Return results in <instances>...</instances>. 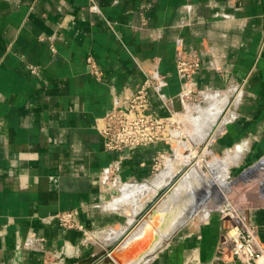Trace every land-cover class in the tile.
<instances>
[{
    "label": "crops",
    "instance_id": "1",
    "mask_svg": "<svg viewBox=\"0 0 264 264\" xmlns=\"http://www.w3.org/2000/svg\"><path fill=\"white\" fill-rule=\"evenodd\" d=\"M179 47L201 58L193 77L196 102L180 98ZM154 71L165 75L163 92L190 144L204 145L202 156L219 162L229 177L257 162L264 169V0H0V264H47L68 243L80 255L66 264H95L154 205L156 194L189 173L193 165L173 146L108 151L97 128V118L127 101ZM152 107L170 113L158 96ZM168 151L166 166L154 172L159 152ZM120 158L123 183L105 192L99 175ZM194 189L175 193L173 208L161 212L160 241L167 237L141 264L215 263L223 221L206 208L202 183ZM191 190L197 206L179 216L181 198ZM243 201L264 244V193L248 191ZM70 209L86 229H104V239L85 245L82 230L49 220ZM28 236L41 238L47 251L17 250Z\"/></svg>",
    "mask_w": 264,
    "mask_h": 264
},
{
    "label": "built area",
    "instance_id": "2",
    "mask_svg": "<svg viewBox=\"0 0 264 264\" xmlns=\"http://www.w3.org/2000/svg\"><path fill=\"white\" fill-rule=\"evenodd\" d=\"M236 0H231L235 4ZM52 49H55L52 47ZM87 63L93 74L101 75L98 62L93 56L87 57ZM201 67V58L194 52H188L180 47L176 61V70L184 82V90L180 98L196 102L198 93L194 88L193 77ZM31 71L37 72V66L32 65ZM167 85L165 75L158 71L146 72V78L123 104L114 106L105 116L97 118L96 125L103 136L105 149L122 152L127 148L148 146L164 142L173 146L174 132L181 129V121L176 112L171 109L172 98L168 97L163 88ZM158 96L168 107L170 113L166 116L158 114L152 107V97ZM183 138H187L183 135ZM188 140V139H187ZM166 152H159L153 164V171L161 170ZM121 158L114 160L99 175L100 187L105 192H111L123 183L121 175ZM215 206L223 221V230L218 245V257L214 264H264V244L258 236L256 227L248 220L245 210L234 203L229 194L222 200L208 201L206 208ZM203 209V208H202ZM59 226L65 229H80L84 232V244L100 242V234L104 229L88 230L78 219V210L70 209L53 216ZM48 221V220H47ZM34 248L47 251L41 238L28 236L21 240L16 249ZM79 248L66 244L60 250L50 254L47 264H66L67 258H77ZM229 255V260H226ZM223 262V263H222Z\"/></svg>",
    "mask_w": 264,
    "mask_h": 264
},
{
    "label": "water",
    "instance_id": "3",
    "mask_svg": "<svg viewBox=\"0 0 264 264\" xmlns=\"http://www.w3.org/2000/svg\"><path fill=\"white\" fill-rule=\"evenodd\" d=\"M174 105L176 110L182 107L178 96L174 98ZM179 179L168 190H164L160 194L158 193L159 195L156 194L155 198H157L154 205L151 204L146 208L144 213L139 217V222L123 239L107 246L103 257L95 264H141L152 254L155 248L162 242L160 241L161 236L159 233L160 225H158L161 212L164 208H173L174 195ZM191 195L194 196V194L190 193L188 195L184 194L181 198L184 202L181 204L182 210L178 209V212H180L179 216L190 213L191 207L195 204L191 201ZM195 199L197 200L198 197ZM194 206H197V204Z\"/></svg>",
    "mask_w": 264,
    "mask_h": 264
},
{
    "label": "rangeland",
    "instance_id": "4",
    "mask_svg": "<svg viewBox=\"0 0 264 264\" xmlns=\"http://www.w3.org/2000/svg\"><path fill=\"white\" fill-rule=\"evenodd\" d=\"M185 135L187 136V138H182V141L185 140L184 142L186 144V147H182L183 145L179 146L180 144L176 145V147H175L176 140H175V143L173 146V149L176 151L175 154L180 155V156L182 155V153H185L186 150H188L187 143L188 144L190 143L189 141L188 142L186 141L187 139H190V137L188 136V134H185ZM191 141H193V140L191 139ZM181 148H183V150ZM190 148H191V146H190ZM193 148L194 149L192 151L188 150V154L190 153L189 155L187 154L188 160H190V162H188V163L190 164V166L193 165L191 168H193L196 165H199V167H200L199 169L201 170V172H199V175H197L195 177L197 178V181L199 184L202 183V186L204 188L201 190V192H199L201 194L200 196L206 195L205 196V197H207L206 202L208 203V201L211 198L213 200H215L214 198H218L217 196H215V192L212 188L215 186V183H217V181H219L221 178H223L227 175L228 171H227V169L221 168L220 166H218L219 162H216L215 160H210L211 159L210 156H207L206 154L204 156H200L203 153L204 145H201V146L196 145L195 146V144H194ZM179 150H180V152H179ZM166 153L170 154V153H172V151H168ZM193 154H194V156H193ZM212 163L213 164L216 163L217 167H215L216 166L215 165L214 166L215 168H214ZM258 163L259 162H257L256 164L254 163L253 166H250L249 168L243 169L241 172H239L235 175H232V177L228 176L227 179H228V182H230V184L227 183L226 184L227 187H226V185H224L223 186L224 188L221 186V192H222L221 194L222 195H223V193L229 194V196L232 198L234 203L236 205H238L239 207H242L241 203L244 202L243 198L245 197V195L248 191L252 192V191L256 190V191H259L261 193H264V169H260V168H258V170L253 169V167L255 165H258ZM161 167L163 168L164 164H162ZM162 168H161V170H162ZM158 172H160V171H158ZM187 176H184V177H187ZM199 184H196L195 186L197 187V185H199ZM195 186H194V188H195ZM222 188H223V190H222ZM210 207L212 210H216L214 205L212 206L210 204Z\"/></svg>",
    "mask_w": 264,
    "mask_h": 264
},
{
    "label": "bare ground",
    "instance_id": "5",
    "mask_svg": "<svg viewBox=\"0 0 264 264\" xmlns=\"http://www.w3.org/2000/svg\"><path fill=\"white\" fill-rule=\"evenodd\" d=\"M212 94H214V93H212ZM212 94H210V97L211 96H213ZM229 94V93H228ZM207 95H209V94H207ZM215 95V94H214ZM183 101V100H182ZM186 103V102H185ZM192 105V104H191ZM209 105V104H208ZM190 106V105H189ZM185 108H186V106H185ZM195 108H197V106L196 107H188V109H187V111H190L191 112V114H192V112H193V110L195 109ZM199 110V109H198ZM187 113V112H186ZM184 115V114H183ZM183 117V116H182ZM185 119V118H184ZM193 119V118H192ZM201 120H200V122L202 123V124H204V125H206L207 127L212 123V121H210L209 119H207V118H200ZM217 120V119H216ZM186 121V120H185ZM195 123V122H194ZM185 124V123H184ZM199 126V125H198ZM185 127V126H184ZM183 127V128H184ZM187 129V128H186ZM209 133V132H208ZM185 134H187L186 132L185 133H183L182 131H181V129L180 130H177V131H175L174 132V137L172 138V143H173V146H174V143H175V140H176V143H175V147H176V145H179V146H182V147H186V144H185V140L184 141H182V138H183V135H185ZM189 134H190V131H189ZM204 135V134H203ZM218 135V134H217ZM190 136V135H189ZM204 139V138H203ZM189 140V139H188ZM188 140H186L187 142H188ZM191 141V140H190ZM183 142V143H182ZM194 142V141H193ZM190 146H191V148H190ZM193 146L194 145H191L190 143L188 144L187 143V147H188V150L190 151H192L194 148H193ZM182 150H183V148H181ZM177 150V149H176ZM185 150V149H184ZM188 150H186V152L185 153H182V156H186L187 154H188ZM198 151V150H197ZM174 152H176L175 150H174ZM179 152H180V150H179ZM184 152V151H183ZM194 152V151H193ZM178 153V152H177ZM175 154V153H174ZM186 154V155H185ZM190 154V153H189ZM188 154V155H189ZM187 155V156H188ZM171 156V154L169 155V154H164V158H163V164L166 166V163L168 162V159H169V157ZM186 156V157H187ZM193 156H194V154H193ZM192 156V157H193ZM200 156H202V154L200 155ZM203 156H204V154H203ZM187 159H188V157H187ZM189 161V160H188ZM181 162V161H180ZM264 162V161H263ZM262 162V163H263ZM198 163V162H197ZM172 164V163H171ZM213 164V163H212ZM264 164V163H263ZM173 165V164H172ZM216 165V166H215ZM217 167V164L216 163H214L213 164V167ZM257 166V165H256ZM259 166L260 165H258L257 167L259 168ZM212 167V166H211ZM214 167V168H215ZM220 167H221V165H220ZM164 168V167H163ZM162 168V169H163ZM200 167H199V165H196V166H194L193 168H191L190 169V171H189V173L188 174H186L185 176H187V177H183L179 182H178V185L176 186V191H175V193H179V192H181V191H183L184 190V188H186L187 186L189 187V188H192V189H194V186L196 185V184H199L198 183V181H197V178L195 177V176H197V175H199V172H201V170L199 169ZM257 168V169H258ZM262 168V167H261ZM256 169V170H257ZM170 170V169H169ZM253 171V170H252ZM175 172V171H174ZM204 172V171H203ZM205 174V173H204ZM168 176H173V173L172 172H169L168 174H167ZM212 175V174H211ZM226 175V174H225ZM161 176V175H160ZM165 176V174H163L162 175V178ZM174 176H175V174H174ZM229 176V171H228V173H227V175L225 176V177H223V178H221L219 181H217V183H215V186L212 188L213 190H214V192H215V196H217L218 198H214L215 199V201L216 200H222L224 197H226L228 194H225V193H223V195L221 194L222 192H221V186L223 187L224 185H226L227 183H229L230 184V182H228V179H227V177ZM169 178V177H168ZM199 178V177H198ZM202 178V177H201ZM165 179V178H164ZM200 179V178H199ZM219 179V178H218ZM165 181V180H164ZM214 181V180H213ZM200 182V181H199ZM162 185V184H161ZM232 185V184H231ZM163 186V185H162ZM210 186V185H209ZM196 187V186H195ZM226 187H227V185H226ZM224 188V187H223ZM223 188H222V190H223ZM157 189H158V187H157ZM208 189V188H207ZM159 190V189H158ZM149 191V190H148ZM154 192V191H153ZM156 192H157V190H156ZM191 192H192V194H194L195 195V192L193 191V190H191ZM210 194V193H209ZM154 195H155V193H154ZM153 195V196H154ZM144 196V195H143ZM211 196V195H210ZM151 199V198H150ZM210 199V198H209ZM174 205V204H173ZM139 209V208H138ZM177 210V209H176ZM131 211V210H130ZM138 211V210H137ZM130 213V212H129ZM136 213V212H135ZM134 215V214H133ZM193 215V214H192ZM179 219V218H178ZM186 221V220H185ZM182 223V222H181ZM158 225H160V222L158 221ZM105 235H106V233H101L100 234V237L102 238V239H104V237H105ZM162 236V235H161ZM110 237V236H109ZM167 237V236H166ZM165 237V238H166ZM164 238V237H163ZM164 238V239H165ZM107 240V239H106ZM162 240V239H161ZM163 241V240H162Z\"/></svg>",
    "mask_w": 264,
    "mask_h": 264
}]
</instances>
